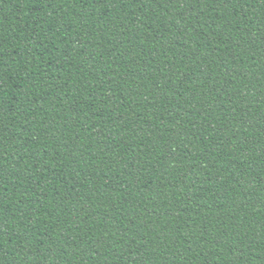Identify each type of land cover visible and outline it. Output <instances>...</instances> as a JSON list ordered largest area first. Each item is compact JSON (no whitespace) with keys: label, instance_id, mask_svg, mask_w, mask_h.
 <instances>
[{"label":"trees","instance_id":"1","mask_svg":"<svg viewBox=\"0 0 264 264\" xmlns=\"http://www.w3.org/2000/svg\"><path fill=\"white\" fill-rule=\"evenodd\" d=\"M0 264H264V0H0Z\"/></svg>","mask_w":264,"mask_h":264}]
</instances>
